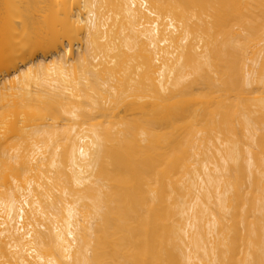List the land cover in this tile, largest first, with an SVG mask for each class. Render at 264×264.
I'll list each match as a JSON object with an SVG mask.
<instances>
[{"label": "bare ground", "instance_id": "obj_1", "mask_svg": "<svg viewBox=\"0 0 264 264\" xmlns=\"http://www.w3.org/2000/svg\"><path fill=\"white\" fill-rule=\"evenodd\" d=\"M0 264H264V0H0Z\"/></svg>", "mask_w": 264, "mask_h": 264}]
</instances>
